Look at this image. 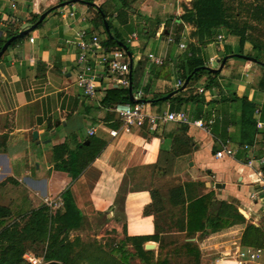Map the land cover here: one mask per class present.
Wrapping results in <instances>:
<instances>
[{"label": "crops", "instance_id": "1", "mask_svg": "<svg viewBox=\"0 0 264 264\" xmlns=\"http://www.w3.org/2000/svg\"><path fill=\"white\" fill-rule=\"evenodd\" d=\"M186 1L191 8V0ZM59 4V0H0V45L9 34L28 29L37 17L54 8L38 28L9 47L0 58V120L10 122L9 129L5 125L0 129V137L5 135L0 138V208L9 212L10 217L4 220L6 225L7 219L22 218L46 206V201L62 200V194L69 189L82 214L69 238L94 230L97 216L102 218L97 223L100 229L110 227L134 252L128 239L142 241L144 250L152 245L150 250L156 256L160 243L166 247V253L191 243L199 251V264H235L232 258H219L237 249L261 251L242 245L241 238L247 226L264 231V193L258 175L264 177V52L256 63L229 59L212 85H208L209 77L202 75L181 91V96L197 94L203 98L199 103L181 106V111L192 120H201L204 128L168 123L159 125L155 132L134 129L111 137L110 130L120 124L110 106L102 104L110 90L106 83L97 81L93 99L86 98L75 85L79 70L78 49L73 44L75 34H97L103 29L93 25L98 21L96 10L80 4L77 14L57 9ZM181 24L184 35L176 44L185 53L181 58L166 62L153 51L164 59L163 65L147 61L142 72L143 64L138 65L142 58L132 53L138 79L145 74L152 84L151 99L180 88L179 66L183 68L186 56L195 53L205 66L212 68L213 62L219 67L225 56L240 55L238 38L225 37L224 31H220L217 36H223V42L216 36L214 42L200 43L193 35L195 28ZM114 27L118 30L120 23ZM162 27L160 24L157 38ZM100 39L105 44L106 36ZM179 43L185 44L186 49H180ZM258 45L261 46L258 41H245L244 56L258 54L254 51ZM129 47L137 49V41ZM163 66L169 69L170 78H177L175 84L156 78ZM132 74L133 61L131 77ZM200 88L208 91L198 94ZM179 105L169 100L161 111L158 105L150 103V110L176 111ZM196 109L198 113L200 110V117L195 116ZM208 112L211 116L205 120ZM247 116L256 121L252 129L245 127ZM216 120L220 122L216 127L218 140L208 132ZM258 122L262 123L261 128L257 127ZM90 130H94L93 136L88 135ZM226 142L235 155L216 158L215 153ZM82 144H90L89 151L80 153ZM87 154L93 155L90 161L85 159ZM74 173L79 175L75 177ZM220 215L225 228L213 233L212 219ZM169 257L171 264L177 260L192 264L183 254ZM259 264H264L262 251Z\"/></svg>", "mask_w": 264, "mask_h": 264}, {"label": "trees", "instance_id": "2", "mask_svg": "<svg viewBox=\"0 0 264 264\" xmlns=\"http://www.w3.org/2000/svg\"><path fill=\"white\" fill-rule=\"evenodd\" d=\"M69 0H59V3L66 2ZM85 2H88L87 0H84ZM225 0H191V8L190 10H186L184 14L178 18L176 21L182 22V23H188L191 24L195 28L194 36L197 38L198 42L203 43L204 41H209L216 35L220 33V31H224L228 36L236 37L239 39V45L241 47L240 55H244L242 50L245 41H249L247 34V28L246 24L243 23L242 26H239L236 18L238 17V14L234 16L229 14V11L227 7L225 6ZM122 10L119 12L117 17H119V23L122 24L123 27H125L127 30H131V27L128 26L127 23V14L124 11L125 3L122 4ZM92 8V6H90ZM95 8V7H94ZM255 9L258 14V19L264 18V6L256 5ZM50 11H53L54 8H49ZM96 16L99 21V25L101 26V23L103 24L104 21H107L108 24V36L106 37L105 45L108 47H120L119 43L124 44L127 47V51L131 55L132 59V52L129 50V46L123 42L121 34L118 32V30L110 23L108 22V15L104 8L102 6H98L96 8ZM39 17H37L32 24L37 23ZM255 18V16H254ZM160 23V22H159ZM41 25V23H38L37 27ZM183 25V24H182ZM19 32L11 33L9 34L4 43L10 39L13 36L18 35ZM24 37H20L15 39L9 47L14 45L16 42L22 40ZM178 42L180 40H177ZM251 41V40H250ZM258 41L260 40H252ZM0 45V50L2 46ZM261 46L258 45V47L254 48V51H257L258 54L255 56H252L251 54H247L245 56L252 57L256 59L257 61H260V54L264 52V42H260ZM8 47V48H9ZM131 49V48H130ZM6 52V51H5ZM194 53V52H193ZM185 65L183 68L179 66V71L181 73L180 80L184 83L187 79H189V82L186 86L191 87L192 82L196 81L199 77L202 75H207L209 78L208 85H212L214 83V80L218 73H213L207 70L199 69L205 66V64L202 62L199 57H195L191 54V56H186ZM185 70V71H184ZM182 71V72H181ZM170 75L169 69L167 66L160 67L158 71L156 72L155 76L158 79H168ZM133 86V82H132ZM209 87V86H208ZM208 89V88H206ZM133 90V87H132ZM180 88L171 91L167 93L166 95L172 93L173 96L170 99L173 103H177L179 107L176 108V111H181V106H185L192 103H199L203 101L202 97H199L197 94L190 95V96H181ZM164 96H156L153 99L147 100L144 98V102L151 103V105H158L160 103ZM118 103H130L129 102V94L128 90L124 89H110L106 91L105 97L102 100V104L104 106H110V108ZM246 107L249 109L251 108L250 105L246 104ZM252 109V108H251ZM175 111V110H171ZM201 112L199 110V113L196 109V117H200ZM211 116V112L207 113V117H205V120H207ZM118 122V121H117ZM119 123V122H118ZM219 121L216 120L215 123L208 128V132L213 136L214 140L220 139L218 135L216 134V127L219 125ZM120 126V125H119ZM256 126V121L250 116L246 117L245 120V127L247 129H252ZM91 145L90 144H82L80 145V153L88 150ZM89 151V150H88ZM79 153V155H80ZM78 152L74 155V158H77ZM88 155V154H87ZM91 155L89 157L86 156L85 159L89 158V161L92 159ZM77 160V159H76ZM75 160V162H76ZM79 162V158H78ZM80 164V163H79ZM75 177L79 175V173H74ZM62 201H63V210L55 212V214L52 216L50 215L49 209L46 206H43L37 210H34L30 212L29 214L24 215L21 219L26 222L25 228L19 231L17 228V231L22 234H26L24 231H27L30 235L34 236L35 239L41 241L42 243H45L46 249L43 258V261L46 263L55 261L60 264H86V260H84V257H86L87 252H85V248L83 246L80 247V250H76V248L79 245V242L81 243L80 237H75V240H70L68 237V234L70 230L73 228V226L80 220L82 214L77 208V206L74 203L72 193L68 189L62 194ZM10 217L9 212L6 209L0 208V227L2 226L3 229L0 231V237L2 236H11L16 232L15 227L9 228L10 226L5 225L4 220L6 218ZM214 218L212 219V225L210 226V230L214 233L219 229L225 228L224 224L222 223L223 218ZM239 218L242 219L240 215H238ZM157 239V238H156ZM133 245V248L135 250V254L137 258L141 261V264H171L170 257L171 256H177L179 254H183L186 257L189 258V261L192 262V264H199V251L196 246H193L191 243H185L182 247H175L171 249L168 253L165 252L166 247L162 243L159 245V252L156 256L153 251L151 250H144L142 246V241H140L137 238H131L128 239ZM124 245V243H122ZM241 244L248 247H255L259 249H264V231H261L258 228H255L253 226H247L245 229L242 238H241ZM76 250V251H75ZM113 252L121 253V259L124 256L127 255L123 247H118L116 250H112ZM15 252V246L11 241H8V245L2 248L1 250V256L0 257V264H22L23 262L18 258L17 253ZM75 252V255H74ZM77 252V253H76ZM19 255V254H18ZM108 260V262L104 264H126L123 260L115 259L113 257ZM115 259V260H114ZM88 264H101L100 261L92 260L89 261Z\"/></svg>", "mask_w": 264, "mask_h": 264}, {"label": "rangeland", "instance_id": "3", "mask_svg": "<svg viewBox=\"0 0 264 264\" xmlns=\"http://www.w3.org/2000/svg\"><path fill=\"white\" fill-rule=\"evenodd\" d=\"M90 3H98V6H102L108 15V22H110L113 26L119 25V17L117 15L122 10V4L125 3L124 11L127 13V23L128 26L131 27V30H127L120 24L118 31L121 34L122 40L126 43L129 40L128 35H131L132 32L137 34V49L129 50L132 53H135V57H141L142 60L138 61V65H142L143 68L148 66L147 57L148 53L156 51L164 57L165 61H169L172 59L181 58L184 56V51H179L176 47L178 43L177 40H181L184 35V25L181 22L176 21V18L181 16L182 11L190 10L186 5V0H106L105 2H98L97 0H87ZM225 6L227 7L229 14L234 16L238 14L239 17L236 18L239 26H242L245 23L247 28V36L248 39L252 40H260V42L264 41V18L258 19V14L255 9V5L264 6V0H225ZM191 5V2H190ZM82 6L80 4H72L66 7L60 8L59 10L65 11H75L77 14L80 12V8ZM96 10V8L92 7ZM180 10V11H179ZM182 10V11H181ZM97 11V10H96ZM91 12V11H88ZM116 14V17L114 16ZM255 16V18H254ZM244 18V19H243ZM98 20V19H97ZM263 21V22H262ZM94 22V27L99 24ZM160 22V23H159ZM160 24H163L161 35L157 38L156 32L160 28ZM259 26H261L259 28ZM101 27L104 29V25L101 23ZM101 30L97 33L100 38H105L108 36V33L104 30ZM104 32V33H102ZM191 32V31H190ZM167 33V35H165ZM217 36V35H216ZM216 36L211 40L216 41ZM225 37L228 36L226 33ZM262 40V41H261ZM224 40H222L223 42ZM211 43V41H207L205 44ZM155 53V52H154ZM133 61V88L140 90L143 95L149 99L154 97L151 90V82L144 74L143 77L138 79L137 77V62L134 57H132ZM152 66V65H150ZM218 67L217 62L212 63V68ZM152 69V68H151ZM151 69L149 72H151ZM171 82V85L177 82V78H168ZM188 88V87H187ZM148 99V100H149ZM168 101H161L158 103L161 111L165 110L166 103ZM6 126L8 129L10 127V122L6 119L0 120V129L2 126ZM1 139L5 138V135L0 137ZM1 144V141H0ZM50 215H54L53 211H50ZM23 219V218H22ZM18 216H14V218L7 219V226L9 228L15 227L16 232L9 236L0 237V252L3 247L8 245V241H11L15 246V252L17 253L18 258L23 262L22 264H31L30 259H36L38 262L36 264H45L43 261V256L45 253L46 245L41 241L34 238V236L30 235L27 231H24L26 234L19 233L17 228L22 230L25 228L26 222L22 220ZM102 220V218L94 217V230L90 232H83L81 234H72L70 240H75L76 236L81 238V243L76 250H80V247L83 246L85 248L86 264L89 261L97 260L100 261L101 264L107 263L110 257L115 259L123 260L126 264H141V261L137 258L135 252L130 247V244H126L121 240L119 236L112 232L110 227L100 229L97 226V223ZM5 222V221H4ZM6 225V223H5ZM3 227H0V231ZM124 243V245L122 244ZM118 247H123L124 252L129 256H124L121 259V253H115L112 250H116ZM75 250V251H76ZM263 253L264 259V249H261ZM214 252V251H213ZM77 253V252H76ZM1 254V253H0ZM19 254V255H18ZM75 255V252H74ZM0 257H3L0 255ZM114 259V260H115ZM182 260H177L175 264H183ZM185 264V263H184Z\"/></svg>", "mask_w": 264, "mask_h": 264}, {"label": "built area", "instance_id": "4", "mask_svg": "<svg viewBox=\"0 0 264 264\" xmlns=\"http://www.w3.org/2000/svg\"><path fill=\"white\" fill-rule=\"evenodd\" d=\"M105 2L106 0H97ZM98 6V3L96 4ZM65 15V14H64ZM68 15L73 16V13ZM65 18V16H64ZM159 31L157 35H160ZM223 36H217V40L221 41ZM137 41V34L133 33L127 40V45L133 46ZM73 44L77 47L78 53L76 63L79 70L76 72L75 85L79 88L84 96L88 99L95 98L97 94V81L102 80L106 83L108 89L117 88L128 90L132 80V59L128 56L127 51L121 47H106L103 41L96 33H88L79 31L75 34ZM180 49H186L185 44H178ZM147 61L155 66H161L164 63L162 57L155 56L150 53L147 55ZM183 85L182 81H178L177 87ZM207 89H198V94L207 92ZM133 97L138 100H143L136 104L118 103L111 107V112L115 115L120 126L117 129L110 130L111 137H116L119 134L130 133L134 129H145L149 132H155L159 125L175 123L183 126H195L204 128L201 120H192L184 111H166L163 113H153L150 110V103L144 102L143 93L140 90H132ZM259 113L258 110L255 111ZM211 123V122H209ZM257 127H262V123L258 122ZM89 136L94 135V130L88 132ZM228 142L221 145V150L215 153L216 158L233 157L234 151L228 146ZM264 163V160H261ZM260 175L259 184L264 193V177ZM46 207L53 211L63 210V201L61 199L46 201ZM232 258L235 264H259L261 251L258 249H237L232 253H223L219 260ZM31 264H36L38 260L30 259Z\"/></svg>", "mask_w": 264, "mask_h": 264}, {"label": "water", "instance_id": "5", "mask_svg": "<svg viewBox=\"0 0 264 264\" xmlns=\"http://www.w3.org/2000/svg\"><path fill=\"white\" fill-rule=\"evenodd\" d=\"M72 4H82V5H86V6H92V7H95V8H98V6L95 4V3H90V2H85L84 0H69V1H66V2H62L60 3L59 5L56 6L57 9L59 8H63V7H66L68 5H72ZM49 13V10L46 11L45 13H43L40 17H39V20L36 24H33L31 27H29L28 29L24 30V31H21L20 33H18V35L16 36H13L11 37L10 39H8L4 45L2 46L1 50H0V58L1 56L4 54V52L8 49V47L10 46V44L17 38H20V37H24L26 35H28L30 32H32L38 25V23H41L42 20L46 17V15ZM103 25H104V29L105 31L108 33L109 32V29H108V24H107V21H104L103 22ZM119 46L121 48H123L124 50L127 51V47L122 44V43H119ZM127 54L129 57H131L130 53L127 51ZM232 58H239V59H243L245 61H249V62H252V63H256L257 60L252 58V57H248V56H244V55H238V54H235V55H230V56H225L222 58L221 62L219 63V67L217 69H213V68H210V67H207V66H204L202 68H197L196 70H199V69H203V70H207V71H210V72H213V73H220L222 68L224 67L226 61H228L229 59H232ZM132 70V68H131ZM130 80H132V77L130 76ZM189 82V79H187L183 85L180 87V90H184L187 86ZM128 94H129V102L132 103V104H136L138 102H142L143 100H138L136 98L133 97V94H132V88H131V85L130 87L128 88ZM173 96V94H168L166 95L165 97L162 98L163 101H166L168 99H170L171 97ZM33 138L36 139L37 138V133L34 132L33 133ZM239 213L244 217V218H247V214L243 211V210H239ZM145 248L147 250H150L153 248L152 245H147L145 246ZM46 264H60L58 262H55V261H52V262H49V263H46Z\"/></svg>", "mask_w": 264, "mask_h": 264}]
</instances>
